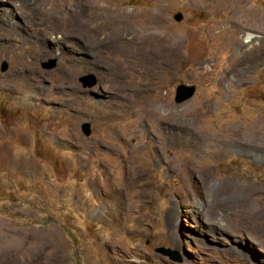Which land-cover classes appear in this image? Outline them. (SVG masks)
I'll list each match as a JSON object with an SVG mask.
<instances>
[{
	"label": "rangeland",
	"instance_id": "1",
	"mask_svg": "<svg viewBox=\"0 0 264 264\" xmlns=\"http://www.w3.org/2000/svg\"><path fill=\"white\" fill-rule=\"evenodd\" d=\"M7 1L0 264H264V0Z\"/></svg>",
	"mask_w": 264,
	"mask_h": 264
},
{
	"label": "bare ground",
	"instance_id": "2",
	"mask_svg": "<svg viewBox=\"0 0 264 264\" xmlns=\"http://www.w3.org/2000/svg\"><path fill=\"white\" fill-rule=\"evenodd\" d=\"M5 2H8L7 0H0V12H3V13H0V21H2V23H6V22H10L9 18L10 17H13L15 16V14L17 15V19H20L21 20V25H24L22 24L24 18L20 17L21 15H23L24 12L21 11V15L18 13L19 9L21 8H12L10 7L9 4H5ZM81 2H84V1H81ZM95 3V2H94ZM39 7H35V14H34V17H30V22H31V25L33 26V24L35 23L34 21L37 20V18H40L41 19V10L39 9ZM14 10V12H12L11 10ZM67 9V8H66ZM92 9L93 11H100V12H97L96 14V18H95V21H94V24L96 26V29L99 30V36H98V40H97V48L98 49H101L104 47L105 49L108 48L109 46L108 45H111L114 44L113 41H118V40H122V42L125 44H127L128 46V49L130 48V45H131V48H130V51L131 52H135L137 51V48H136V42L138 40V38L136 37H130L129 35L131 34L130 32L128 31H125L124 34L126 35V37H122L120 33L116 32L115 33V36L117 37V40H111L110 36L109 37H105V32H106V29H109L111 26H116L117 24H119L121 22V19L120 17L123 15L122 12H119V11H116V10H112L111 8L109 7H105V6H92ZM69 10V9H68ZM67 10V11H68ZM66 11V12H67ZM69 12V11H68ZM15 13V14H14ZM65 14V13H64ZM30 15V14H29ZM8 20V21H6ZM38 21V20H37ZM24 22H26L24 20ZM9 25H11V22L8 23ZM26 24V23H25ZM25 26V25H24ZM26 26L29 27L28 25V21H27V24ZM15 28V27H13ZM24 28V27H23ZM27 29V28H26ZM124 29V28H123ZM113 33H111L110 35H112ZM123 34V33H122ZM150 35V34H149ZM142 38V37H141ZM251 38V37H250ZM109 39V40H108ZM250 39H248L246 42H249ZM145 42V41H144ZM49 43V42H48ZM120 43V42H119ZM141 43V42H140ZM130 44V45H129ZM149 44V43H147ZM108 46V47H107ZM140 46V45H139ZM142 46V45H141ZM140 46V47H141ZM146 46V45H145ZM41 47V46H40ZM114 47V46H113ZM112 49H115L113 48ZM6 48V47H5ZM42 48V47H41ZM122 48V47H121ZM146 48V47H145ZM9 49V48H8ZM111 48L107 49V50H110ZM2 50L4 51H7V49H3V46H2ZM10 50V49H9ZM140 50V49H139ZM1 51V50H0ZM141 51V50H140ZM2 52V51H1ZM8 52V51H7ZM56 52V51H54ZM110 51H107V53H109ZM122 52V51H121ZM148 51H145L143 53H147ZM126 53V52H125ZM103 54V53H102ZM123 54V53H122ZM137 55V54H136ZM141 56V55H140ZM170 219H171V216H173V211L171 212L170 211ZM171 221V220H170ZM32 248H35V247H32Z\"/></svg>",
	"mask_w": 264,
	"mask_h": 264
},
{
	"label": "water",
	"instance_id": "3",
	"mask_svg": "<svg viewBox=\"0 0 264 264\" xmlns=\"http://www.w3.org/2000/svg\"><path fill=\"white\" fill-rule=\"evenodd\" d=\"M174 19L176 21H181L182 15L178 13L174 16ZM54 65H55V61H52L51 63H49V65H47V68L50 69L54 67ZM6 69H7V63L3 62L1 65V71H5ZM81 81L84 83L85 86H88V87H91L94 84V81H90V79H88L87 77H82ZM195 90L196 88L194 86H189L185 84L178 85L175 89L174 102L178 105L184 102H187L188 100L193 98L195 94ZM82 132L86 136L90 135L91 130H90V125L88 123L83 124ZM157 252L164 256H167L171 260L180 261V258L178 257V255H176V253L171 249L161 247L157 249Z\"/></svg>",
	"mask_w": 264,
	"mask_h": 264
}]
</instances>
